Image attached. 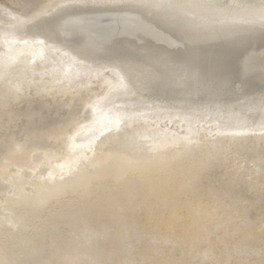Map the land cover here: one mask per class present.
<instances>
[{
	"label": "bare ground",
	"instance_id": "6f19581e",
	"mask_svg": "<svg viewBox=\"0 0 264 264\" xmlns=\"http://www.w3.org/2000/svg\"><path fill=\"white\" fill-rule=\"evenodd\" d=\"M171 2L0 0V264H264V0Z\"/></svg>",
	"mask_w": 264,
	"mask_h": 264
},
{
	"label": "snow or ice",
	"instance_id": "6c2138e0",
	"mask_svg": "<svg viewBox=\"0 0 264 264\" xmlns=\"http://www.w3.org/2000/svg\"><path fill=\"white\" fill-rule=\"evenodd\" d=\"M142 6L149 7V8H158L164 10H173L181 7L175 3H172L171 0H168L167 3L164 0H142ZM260 17L261 20L264 21V6L260 9Z\"/></svg>",
	"mask_w": 264,
	"mask_h": 264
},
{
	"label": "rangeland",
	"instance_id": "374dc122",
	"mask_svg": "<svg viewBox=\"0 0 264 264\" xmlns=\"http://www.w3.org/2000/svg\"><path fill=\"white\" fill-rule=\"evenodd\" d=\"M140 85H142V84H140Z\"/></svg>",
	"mask_w": 264,
	"mask_h": 264
}]
</instances>
